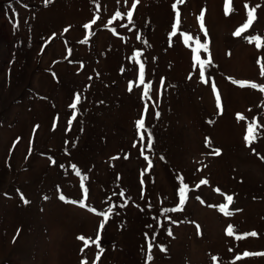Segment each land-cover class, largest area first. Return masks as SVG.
Returning a JSON list of instances; mask_svg holds the SVG:
<instances>
[{
	"label": "rangeland",
	"instance_id": "374dc122",
	"mask_svg": "<svg viewBox=\"0 0 264 264\" xmlns=\"http://www.w3.org/2000/svg\"><path fill=\"white\" fill-rule=\"evenodd\" d=\"M132 2L0 0V264H92L96 246L78 237L99 230L88 208L109 207L99 264H264L243 255L264 253V127L244 140L254 119L264 125V93L232 82L264 85V0ZM197 40L207 51H193ZM193 56L206 62L203 80ZM72 164L87 176L86 207L59 199H82ZM180 178L183 210L165 212L178 206ZM226 195L231 216L219 210ZM146 233L156 234L152 261Z\"/></svg>",
	"mask_w": 264,
	"mask_h": 264
},
{
	"label": "snow or ice",
	"instance_id": "6c2138e0",
	"mask_svg": "<svg viewBox=\"0 0 264 264\" xmlns=\"http://www.w3.org/2000/svg\"><path fill=\"white\" fill-rule=\"evenodd\" d=\"M183 2H184V0H177V3H183ZM137 3H138V0H133V2L131 3V9H135L136 6H137ZM177 3H173V5H172L174 10L177 8ZM245 7L247 8L248 6L245 5ZM257 7H259V5H257ZM225 11H226V14H227L228 13L227 7H226ZM254 13H255V8H253V9L248 11V13H247V22L244 23L241 27L236 29V31L234 32L235 36H237V37L241 36V34L243 32H245L250 27V25L252 24V22H253V20L255 18L254 17ZM119 15H120V13H116L117 17ZM127 15H128L129 21H131L132 15H133L132 11H128ZM203 15H204V13L202 11L201 14H200V20L201 21H203ZM176 16H177V21H178V18H179V13L178 12L176 13ZM93 23H95V21H93ZM84 27L88 28L89 25L85 24ZM175 28H176V24L173 25V32L174 33H175ZM201 29L204 30L203 23H201ZM205 35H207L206 31H205ZM188 39H190V37L185 36V42H187ZM255 39L257 41L256 42V47L258 49L261 48L260 38L256 37ZM196 43H197V47L193 49L194 52L199 51L201 48H203L205 51H207V44L206 43L205 44H201L199 42V40H197ZM139 55H140L139 53H136L137 57ZM133 59L136 60V57H133ZM193 59L200 66L199 75H200L201 79L203 80L204 76H205L204 65H205L206 62L201 60L198 56H193ZM208 63H210V61H208ZM260 74H261V76H264V64H261ZM232 82L234 84H239L241 87H245L246 85L250 86L251 88L258 89L260 92L264 93V85H257L256 83L248 84V82H241V81H235V80H233ZM139 84L144 86V91H143L144 97H146V98L149 97V90L151 88V85L145 83L144 66H143V64H140V66H139ZM212 88H213V91L216 92L215 84L212 85ZM131 90H132V85L130 84L129 85V91H131ZM80 99H81V97L79 95H76L74 97V101L70 104V107L72 109H76L77 105L80 103ZM216 103H217V108H220V97H219V94L216 95ZM146 108H147V106H146ZM156 116L158 118L159 117V113H156ZM75 118H76V114H75V112H73L71 119H69V121H68L69 126L72 124V121ZM238 119L239 120H244L245 117L243 115L238 114ZM261 127H264V125L259 124L257 121H255V119L247 125V129H246L247 134L244 136V140H245V143L247 145L251 146L255 142V140L257 139L258 134H259L257 129H259ZM136 128H137L138 131L144 128V119L143 118L138 119L136 121ZM143 139H144V137L141 136V141H143ZM134 146H136V145H134ZM141 146L143 147V145H141ZM151 147H152V138H151V136H149L148 140H147V148L150 150ZM216 154L217 155L219 154L218 150L216 151ZM144 159L146 161H148V168L150 169L152 167L151 160L147 156H145ZM161 159H163V157H161ZM52 163L54 164L55 161L53 160ZM61 167H63V165H61ZM70 167L73 170V172L75 173V175H77L78 177H81V172L79 171V169L77 168L76 165L72 164V165H70ZM141 175L143 176L144 173L142 172ZM180 179H181V183H180V186L178 188V196H179L178 206L176 208H173V209H165V212H167V211H182L183 210V205L186 203L187 193L189 191V188H188V185L183 182V178H180ZM84 180H87V176H82L81 177L80 187L82 189V199L80 201H67L66 197L63 194H61L59 196V199H61L62 201H65V202L78 203L80 207H86L85 201L87 199L88 189L85 187ZM207 183H208L207 180H203L202 179V180H200L199 185H203V184H207ZM141 184H143V179L141 180ZM199 185H197V187H199ZM217 191H219V190L217 189ZM119 195L121 197H123L124 196V192L121 191L119 193ZM21 199L23 200V202L25 204L28 203V201L26 199H24L23 195H21ZM45 199H47V197H45ZM197 199H200V198L197 197ZM225 199H226L227 203L222 204L220 206L219 210L225 216H231L232 212L227 211V209H228L229 205L231 204V202L233 200V197L231 195H226ZM201 203H203V201H201ZM120 206L121 207H126L127 206V200H125L124 204H122ZM88 211L93 212L96 215L102 217L101 223L99 225V230H98L94 240L91 239V238H86L84 236H80V237H78V239H80V240H82L84 242V247L85 248L89 247L91 245H95L96 246L97 254H96L95 260L92 262V264H99L100 256L102 255V253L104 251L103 248L100 246V240H101L100 232L104 229L105 223L110 219V216L113 213V207H109L105 212H97L94 208H88ZM148 227H151V226L149 225ZM233 233H234V227L232 225H229L228 228L226 229V234L229 237H231V236H233ZM167 235H169V236L173 235L171 229L168 230ZM246 235L254 237V236L257 235V233L251 232V233H248ZM235 238L237 240H239L242 237L236 236ZM145 239L147 241V253H148L147 256H146V261H152V259H153V248H154V242L156 240V234L153 233L151 238H149L148 234L146 233L145 234ZM81 251L83 252L84 248H82ZM160 251L163 252V251H166V249L163 248V247H160ZM243 255L245 257H247V256H251V255H264V253L244 252ZM240 258L241 257H239V256L236 257V259H238V260ZM213 259L215 260L216 258L213 257ZM81 264H88V261L87 260H82Z\"/></svg>",
	"mask_w": 264,
	"mask_h": 264
}]
</instances>
